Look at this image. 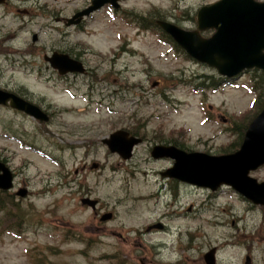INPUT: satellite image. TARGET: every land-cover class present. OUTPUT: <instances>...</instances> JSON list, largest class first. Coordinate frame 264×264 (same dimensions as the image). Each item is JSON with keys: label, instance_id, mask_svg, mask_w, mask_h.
Wrapping results in <instances>:
<instances>
[{"label": "rangeland", "instance_id": "1", "mask_svg": "<svg viewBox=\"0 0 264 264\" xmlns=\"http://www.w3.org/2000/svg\"><path fill=\"white\" fill-rule=\"evenodd\" d=\"M213 2L128 0L120 12L104 7L80 29L63 19L90 0L0 5V88L23 91L51 116L41 123L0 109L1 126L15 125L41 145L28 148L0 126V159L18 175L17 191L25 184L31 195L24 207L6 209L22 218L0 228V264H204L216 247L217 264H245L246 256L264 264L263 208L230 188L215 198L205 189L173 191L158 175L170 164L149 159L161 141L225 154L238 146L234 123L248 124L260 108L249 74L213 87L216 70L179 55L152 31V11L191 28L190 16ZM142 23L146 32L137 31ZM55 51L83 61L89 75L61 77L45 61ZM119 130L144 137L130 162L102 143ZM250 175L264 182V167ZM83 199L97 200L101 214ZM160 223L164 230L147 231Z\"/></svg>", "mask_w": 264, "mask_h": 264}, {"label": "water", "instance_id": "2", "mask_svg": "<svg viewBox=\"0 0 264 264\" xmlns=\"http://www.w3.org/2000/svg\"><path fill=\"white\" fill-rule=\"evenodd\" d=\"M118 1L92 0V6L70 20V25L79 24L84 16L107 3L118 8ZM3 2L0 0V3ZM160 25L189 56L216 68L220 75L232 78L252 68L264 71V3L229 0L202 8L198 13V30L215 29L216 34L210 39H202L199 31L186 32L163 22ZM36 40L37 36H34V42ZM47 60L61 74L84 72L81 63L64 54L55 53ZM9 102L14 109L38 120L48 121L38 107L0 89V105H8ZM128 136V133L119 131L112 134L110 139L103 140V143L111 152L118 153L123 159H130L134 146L142 140ZM152 157L173 160V166L162 173L164 177L214 192L222 186H229L247 200L264 206V182L258 183L250 177L251 171L264 165V109L247 129L240 150L233 154L210 156L186 153L174 146H155ZM12 180L11 172L0 162V189H10ZM20 194L24 196L25 192ZM83 202L91 206L96 204L90 200ZM110 218L111 214H108L102 220ZM204 259L206 264H215V250L207 253Z\"/></svg>", "mask_w": 264, "mask_h": 264}, {"label": "trees", "instance_id": "3", "mask_svg": "<svg viewBox=\"0 0 264 264\" xmlns=\"http://www.w3.org/2000/svg\"><path fill=\"white\" fill-rule=\"evenodd\" d=\"M250 76H251V80H252V84H251L252 90L255 93H260L258 103H259V107H260L259 109H261L262 106L264 105V73L254 70L252 73H250ZM204 77H206V76H204ZM180 83H182V82H180ZM211 85L214 87L217 85V82L215 80H213ZM249 120H250V118H249ZM243 122L244 121L239 122V123H234V125L232 127V131L235 132V134H237V136H238V141H237L238 146L241 144V142L243 140L244 133L247 129V124H242ZM8 129H9L10 133L12 134V136H16L12 127H8ZM237 143H235V144H237ZM174 145L179 146L182 149H185V147L183 145L178 144L176 142H174ZM238 146L234 145V148L232 150H226L225 153H229V152L236 150L238 148ZM235 147H237V148H235ZM13 202H14V200H13L12 196H10V199L8 198V196H4L3 199L1 198L0 199V212L4 206L13 205Z\"/></svg>", "mask_w": 264, "mask_h": 264}, {"label": "flooded vegetation", "instance_id": "4", "mask_svg": "<svg viewBox=\"0 0 264 264\" xmlns=\"http://www.w3.org/2000/svg\"><path fill=\"white\" fill-rule=\"evenodd\" d=\"M14 1H16V0H14ZM216 1H220V0H216ZM7 5H10V3H8ZM246 257L251 258L250 256H246ZM251 261H252V259H251ZM250 264H252V262H250Z\"/></svg>", "mask_w": 264, "mask_h": 264}]
</instances>
